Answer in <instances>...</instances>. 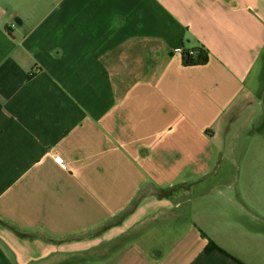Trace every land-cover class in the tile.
Returning a JSON list of instances; mask_svg holds the SVG:
<instances>
[{"label": "crops", "instance_id": "crops-1", "mask_svg": "<svg viewBox=\"0 0 264 264\" xmlns=\"http://www.w3.org/2000/svg\"><path fill=\"white\" fill-rule=\"evenodd\" d=\"M0 264H264V0H0Z\"/></svg>", "mask_w": 264, "mask_h": 264}, {"label": "trees", "instance_id": "trees-1", "mask_svg": "<svg viewBox=\"0 0 264 264\" xmlns=\"http://www.w3.org/2000/svg\"><path fill=\"white\" fill-rule=\"evenodd\" d=\"M209 61V52L204 47L182 50V65L184 67L205 66ZM210 246L207 251L211 250Z\"/></svg>", "mask_w": 264, "mask_h": 264}, {"label": "built area", "instance_id": "built-area-1", "mask_svg": "<svg viewBox=\"0 0 264 264\" xmlns=\"http://www.w3.org/2000/svg\"><path fill=\"white\" fill-rule=\"evenodd\" d=\"M14 26H15L14 24L11 25V27H14ZM56 160H57V162H58L59 164H63V160H62L61 158H57Z\"/></svg>", "mask_w": 264, "mask_h": 264}]
</instances>
